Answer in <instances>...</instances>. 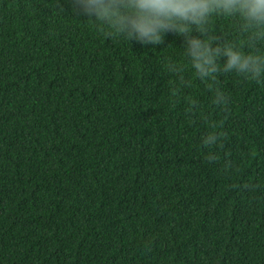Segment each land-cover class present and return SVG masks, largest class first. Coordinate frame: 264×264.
<instances>
[{"label": "trees", "instance_id": "trees-1", "mask_svg": "<svg viewBox=\"0 0 264 264\" xmlns=\"http://www.w3.org/2000/svg\"><path fill=\"white\" fill-rule=\"evenodd\" d=\"M0 264H264V84L201 82L180 37L105 39L66 0H0Z\"/></svg>", "mask_w": 264, "mask_h": 264}, {"label": "clouds", "instance_id": "clouds-1", "mask_svg": "<svg viewBox=\"0 0 264 264\" xmlns=\"http://www.w3.org/2000/svg\"><path fill=\"white\" fill-rule=\"evenodd\" d=\"M66 3L73 16L91 20L105 39L119 36L140 46H158L167 35L180 37L183 56L201 82L214 83L220 73H235L264 84V0H66ZM58 7L66 11L60 2ZM214 17L234 20L239 42L221 41L212 24ZM166 68L177 76L174 83L181 88L191 86L186 77H181L182 65L169 61ZM210 90L214 92L213 105L227 118L229 97L211 83ZM199 108L198 101L192 98L188 110L194 123ZM219 141L220 134L209 133L201 143L213 148ZM205 159L215 160L209 156Z\"/></svg>", "mask_w": 264, "mask_h": 264}]
</instances>
